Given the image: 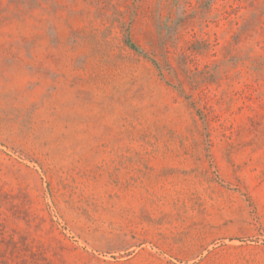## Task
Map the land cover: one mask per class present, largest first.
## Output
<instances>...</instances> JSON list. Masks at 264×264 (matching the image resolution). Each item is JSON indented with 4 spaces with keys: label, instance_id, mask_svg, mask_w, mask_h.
<instances>
[{
    "label": "rangeland",
    "instance_id": "rangeland-1",
    "mask_svg": "<svg viewBox=\"0 0 264 264\" xmlns=\"http://www.w3.org/2000/svg\"><path fill=\"white\" fill-rule=\"evenodd\" d=\"M0 264H264V0H0Z\"/></svg>",
    "mask_w": 264,
    "mask_h": 264
}]
</instances>
